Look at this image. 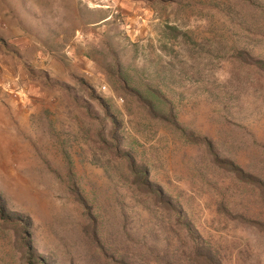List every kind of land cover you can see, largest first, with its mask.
<instances>
[{"label": "rangeland", "instance_id": "rangeland-1", "mask_svg": "<svg viewBox=\"0 0 264 264\" xmlns=\"http://www.w3.org/2000/svg\"><path fill=\"white\" fill-rule=\"evenodd\" d=\"M263 183L264 0H0V264H264Z\"/></svg>", "mask_w": 264, "mask_h": 264}, {"label": "trees", "instance_id": "trees-1", "mask_svg": "<svg viewBox=\"0 0 264 264\" xmlns=\"http://www.w3.org/2000/svg\"><path fill=\"white\" fill-rule=\"evenodd\" d=\"M91 95H92V97L94 96L93 91H92ZM100 101H102V103L104 104V109L107 112L108 118L109 117L112 118V124L114 125V132L112 133V137L115 139L114 141H117V145H119V144L122 145L123 140L121 137H119V132L117 131L118 127H119V121H117L116 117H113V115L110 113V106H108L107 104L104 103L105 100L103 98H101ZM171 115H173V114L171 113ZM173 120H175V118L173 116L170 117V121H173ZM121 158H123L122 166L124 167V165H127V169L129 171V174L131 177L129 182H130L131 186L133 187V189L135 188L134 191L136 190V192L141 193L144 196H146L147 200L152 201V204H154V205H159L160 207L162 206V207H166V208H168L169 206L172 205L174 207V209H177L175 207V203L173 202L174 199L169 195V193L167 191H165V189H163L162 186H160L159 184H157L151 180L150 173H149L150 171L146 167V165L138 163L135 156L129 151H125L121 155ZM248 181L250 183L249 179H248ZM252 184H253V182H252ZM261 186L263 188L264 183ZM76 190L78 192L77 194H78L80 200L82 201V203L85 206H87V201H86L85 197L83 198L81 192H79L80 191L79 189H76ZM5 204H6V201H5V199H3L1 192H0V205L3 207V208H0V213H2V217L6 214L5 213V209H6ZM89 208H86V209L90 213L91 210ZM8 212H10V209H8ZM10 216L12 218L15 217V221L18 223L17 224L18 227H20L22 225L27 226L29 224L27 222L26 217L23 214L13 212L12 214H10ZM96 217L97 216L91 217V214H90V218L92 220L91 221L92 225L87 229V234H89L90 238H92L91 241L95 245H98V247H100L102 251H104L105 255H103V254L99 255V254H97V252H95L93 255V257L95 259H93V261L94 262L97 261L98 264H134L131 261H128V258L130 256L128 253L121 252L118 255L111 248H109L107 246V243L100 236L99 230L97 229L98 226H97ZM13 227L15 229L17 228L15 225ZM204 242H205L204 245H202V246L196 245L194 247L195 255L192 257V262H193L192 264H223V260L218 256L219 251L217 249H215V246L212 245V243L210 241H204ZM31 243H32L31 237L26 236V239L23 242V246L27 249V252L30 255H32L33 250H34ZM148 246H149V244H148ZM196 255H197V257H196ZM198 256H199V258H198ZM108 258H109V260H108ZM37 259H38L40 264H51L49 262V259H52V256H50V257L39 256ZM109 261H110V263H109Z\"/></svg>", "mask_w": 264, "mask_h": 264}]
</instances>
